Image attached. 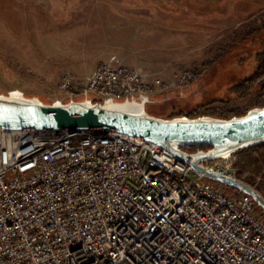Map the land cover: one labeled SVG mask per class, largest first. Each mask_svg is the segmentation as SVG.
<instances>
[{
  "label": "built area",
  "instance_id": "obj_1",
  "mask_svg": "<svg viewBox=\"0 0 264 264\" xmlns=\"http://www.w3.org/2000/svg\"><path fill=\"white\" fill-rule=\"evenodd\" d=\"M168 85L102 61L85 80L62 76L58 88L102 102ZM229 157L199 165L237 178ZM204 179L125 134L0 127V264H264V217L252 197Z\"/></svg>",
  "mask_w": 264,
  "mask_h": 264
},
{
  "label": "rangeland",
  "instance_id": "obj_2",
  "mask_svg": "<svg viewBox=\"0 0 264 264\" xmlns=\"http://www.w3.org/2000/svg\"><path fill=\"white\" fill-rule=\"evenodd\" d=\"M47 0H0V93L21 91L36 95L44 102H67L69 94L58 88L60 79H52L54 51L48 52L42 35L54 32L42 5ZM140 3L161 23L176 30L173 37L184 45L178 76L190 72L194 77L182 83H169L171 89L160 96L149 94L146 111L168 118L173 112H187L214 100L225 101L217 109L228 116L246 113L261 100L256 91L237 96L234 85L254 75L259 55L264 51V0H127ZM150 9V10H149ZM179 52V51H178ZM46 57H50L47 58ZM50 67V68H49ZM165 88V89H166ZM157 92V91H156ZM162 97V100L158 99ZM220 112V113H221ZM229 118V117H228ZM236 161L232 153L228 158ZM260 182L259 178L253 179ZM235 197L237 189L204 179ZM264 184V181H263ZM256 211L262 217L259 206Z\"/></svg>",
  "mask_w": 264,
  "mask_h": 264
},
{
  "label": "water",
  "instance_id": "obj_3",
  "mask_svg": "<svg viewBox=\"0 0 264 264\" xmlns=\"http://www.w3.org/2000/svg\"><path fill=\"white\" fill-rule=\"evenodd\" d=\"M148 96L93 102L85 98L67 102H44L21 91L0 93V127L5 130L117 132L157 144L174 154L204 178L229 185L252 197L264 212V196L242 179L225 176L199 165L238 150L264 143V105L240 116L219 118L176 116L160 118L149 114ZM188 146H210L188 152Z\"/></svg>",
  "mask_w": 264,
  "mask_h": 264
},
{
  "label": "crops",
  "instance_id": "obj_4",
  "mask_svg": "<svg viewBox=\"0 0 264 264\" xmlns=\"http://www.w3.org/2000/svg\"><path fill=\"white\" fill-rule=\"evenodd\" d=\"M47 1L42 9L55 30L42 35V43L48 52L54 51L53 56L49 55L53 58L51 62L46 57L52 79L70 75L82 81L100 62L116 61L142 71L149 81L154 78L166 83L177 81V69L184 62L180 60L184 45L173 37L176 30L162 24L152 12L144 11L140 3ZM171 89L163 88L151 94L160 96Z\"/></svg>",
  "mask_w": 264,
  "mask_h": 264
},
{
  "label": "trees",
  "instance_id": "obj_5",
  "mask_svg": "<svg viewBox=\"0 0 264 264\" xmlns=\"http://www.w3.org/2000/svg\"><path fill=\"white\" fill-rule=\"evenodd\" d=\"M258 58L259 63L254 75L241 80L232 88L237 96H241L253 91L255 86H259L256 94L261 102L256 107L264 105V51L259 55ZM224 104H226L225 101L214 100L206 104L197 105L195 108L187 112H173L168 116V118L176 116L195 118L206 115L219 118L232 117L226 115L223 113V111L221 112L220 109H217V105L222 106ZM243 114L244 113L234 114L233 116H240ZM209 148L210 146H188L184 147L183 149L188 152H196L198 150H207ZM233 154L236 156L235 167L238 170L237 178L251 184L264 196V143L238 150ZM255 178H259L260 182H254L253 179ZM240 194L241 192H238L235 197L239 196Z\"/></svg>",
  "mask_w": 264,
  "mask_h": 264
}]
</instances>
